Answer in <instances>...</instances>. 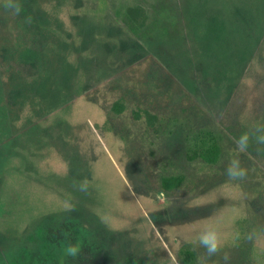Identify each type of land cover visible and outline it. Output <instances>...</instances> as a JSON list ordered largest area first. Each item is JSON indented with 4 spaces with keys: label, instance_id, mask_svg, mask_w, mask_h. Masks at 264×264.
Here are the masks:
<instances>
[{
    "label": "rangeland",
    "instance_id": "rangeland-1",
    "mask_svg": "<svg viewBox=\"0 0 264 264\" xmlns=\"http://www.w3.org/2000/svg\"><path fill=\"white\" fill-rule=\"evenodd\" d=\"M172 1L181 32L157 45L114 15L137 0H18L19 14L0 0L2 252L75 230L83 243L65 264H180L184 247L197 264H264L262 144L235 143L264 125V29L237 10L255 43L240 42L233 71L210 85L195 0ZM202 132L218 139L215 162L195 156ZM237 158L247 176L231 181ZM173 175L181 185L163 192ZM209 226L221 239L211 257L198 241Z\"/></svg>",
    "mask_w": 264,
    "mask_h": 264
},
{
    "label": "trees",
    "instance_id": "trees-1",
    "mask_svg": "<svg viewBox=\"0 0 264 264\" xmlns=\"http://www.w3.org/2000/svg\"><path fill=\"white\" fill-rule=\"evenodd\" d=\"M201 4L202 12L198 13ZM241 7L248 9V15L252 16L255 22L253 26L255 34H260L264 29L263 0H195V19L192 18L191 23L195 30V42L199 44L201 53L207 58L203 60V67L207 76L206 81L210 85L217 75L225 78L233 71L235 64L231 56L239 49L240 42L247 41L250 45L255 43V36L236 23L237 10ZM211 9L213 15L209 13ZM114 15L130 33L143 42L157 45L172 43L171 41L178 39L181 32L182 21L172 0H137L134 6L124 4L120 8H115ZM117 24L120 27L119 21ZM30 25L33 26V23L30 22ZM35 47L36 44L27 47L25 51L27 61L38 57ZM113 109L120 110L119 104L115 103ZM2 116L0 114V121L5 124L6 120ZM247 132L249 131H243L242 134ZM192 144L195 146L193 149L196 157L206 162H215L219 158L218 139L211 132L196 134ZM254 144L256 142L253 139L249 145ZM261 150L264 155V145ZM1 163L0 151V166ZM160 181L162 191L169 193L177 189L183 179L181 176L173 175L162 176ZM83 239V235L76 234L75 230L68 232L61 241L44 236L37 240L36 244L3 252L0 250V264H65L68 259L65 257L70 254L69 250L71 248L78 250L77 246L83 243ZM179 256L180 264H197L196 255L189 248H181Z\"/></svg>",
    "mask_w": 264,
    "mask_h": 264
},
{
    "label": "clouds",
    "instance_id": "clouds-1",
    "mask_svg": "<svg viewBox=\"0 0 264 264\" xmlns=\"http://www.w3.org/2000/svg\"><path fill=\"white\" fill-rule=\"evenodd\" d=\"M6 8L12 9L15 13L19 14L21 5L18 0H5ZM255 140L257 144L264 145V125H257L251 132L242 134L235 143L239 151H246L249 147L250 141ZM227 176L231 181H241L247 176V169L242 167L240 160L233 159L227 169ZM88 188L87 182H81L80 190L86 192ZM199 244L206 250V255L211 257L217 254L221 249L220 233L217 228L213 226L207 227L198 237ZM71 255L77 254L76 248L69 250Z\"/></svg>",
    "mask_w": 264,
    "mask_h": 264
}]
</instances>
